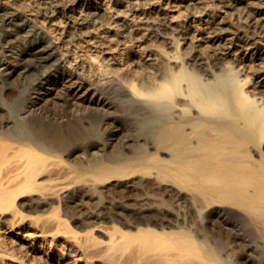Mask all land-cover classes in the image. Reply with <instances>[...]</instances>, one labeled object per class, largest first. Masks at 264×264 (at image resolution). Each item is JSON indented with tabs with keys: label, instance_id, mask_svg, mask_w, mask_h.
Wrapping results in <instances>:
<instances>
[{
	"label": "bare ground",
	"instance_id": "6f19581e",
	"mask_svg": "<svg viewBox=\"0 0 264 264\" xmlns=\"http://www.w3.org/2000/svg\"><path fill=\"white\" fill-rule=\"evenodd\" d=\"M205 2L236 16V27L206 26L196 45L187 41L199 34L190 29L170 32L169 41H146L134 30L131 46L138 42L156 62L122 70L102 59L90 74L62 62L45 28L21 9L0 4V214L48 212L50 203L37 204L34 193L73 185L52 215L54 230L73 246L78 226L81 247L97 243L98 225L116 263L129 249L127 264H264V83L251 79L264 75V66L252 65L264 62V21L255 18L264 6ZM63 8L52 9L49 21L64 23ZM240 33L258 35L260 47ZM220 35L231 38L212 46ZM29 44L49 52L30 65H7L8 51L17 57ZM12 77L11 100L2 88ZM50 95L59 110L38 104ZM110 141L117 145L106 152ZM92 196L89 216L79 218L76 201Z\"/></svg>",
	"mask_w": 264,
	"mask_h": 264
},
{
	"label": "rangeland",
	"instance_id": "374dc122",
	"mask_svg": "<svg viewBox=\"0 0 264 264\" xmlns=\"http://www.w3.org/2000/svg\"><path fill=\"white\" fill-rule=\"evenodd\" d=\"M217 1L215 0L214 3H216V5L218 4L217 6H219ZM221 1L223 2L224 6H227V4H231V6H233L236 3V0ZM253 1L256 4H260L262 2L260 7L264 6V0ZM46 2L47 1L43 0H0V4H5L4 6L9 5L8 7L17 8L19 10L21 9L20 11H23V13L28 16V18L38 23V27L42 28L43 30L45 28V32H48L47 35L51 36L52 44L55 47L56 53L63 57L62 58L60 56L63 59L62 62H70L71 64L69 63V66L71 67L73 65L78 69V71H81L82 67L84 69L86 68V74H90L89 72L87 73V70L91 69V67L95 68L94 66H97V63H100L102 59H104L105 62L107 61L111 67L122 70H124V67L127 69L128 65L132 68L138 69L137 67L139 63H143L144 65L155 63L156 60L154 61V58H152L153 56L144 58L143 55H141V52L138 49V42H135V44L131 46V42L129 40L131 39L129 37V33L131 31H139L137 34L138 37L146 41L151 36H162L165 39H168L167 41H169L170 37H172L171 33H176L177 31L184 32L185 30L190 29L189 31L193 35H197L199 33L197 38L191 40H189V37L187 38L188 42L191 41L196 45L197 43L206 40V35L204 34L202 28H205L209 25L211 27L214 26L217 28L219 25H222L223 28H226L227 26L235 28L236 25L234 23L238 21L236 16L230 17L226 10L219 9L218 7L214 8L215 4L212 5V8L210 5L211 3H207L205 0H56L55 2H51V4ZM54 5L57 6L55 7ZM37 6L39 8H37ZM187 6L188 8H185ZM54 8L64 9V17L62 18L64 23H57V20L49 21L50 16L52 15L51 10ZM212 11L217 13H215L217 15L215 18H212ZM45 12L46 15H44ZM180 12L182 14H180ZM242 15H244V11L242 12ZM255 16V18H259V22L264 21V15ZM221 19L222 23L220 22ZM247 20H249V24L257 22L254 20V18L249 19L248 17ZM217 22H219V25ZM196 23L201 24V27L198 26L200 29L196 26ZM262 34L260 35L262 36ZM75 35L76 37L74 38L73 36ZM251 35L246 36L245 34L240 33V38L246 42L253 41L255 42L256 46L257 44L259 45L260 43L258 40V35L253 34V37ZM201 36L205 39H201ZM229 38H231L230 35L224 37L223 35H220V38L215 43H213L212 46H217L218 43H222L224 41L227 42ZM255 39H257L258 42ZM133 40H136L135 37ZM212 42H214V40H212ZM127 46L130 50L127 52L128 54L125 55V48ZM257 47H260V45ZM23 49L20 51V54L17 57L13 55L11 56L8 51L5 55V59L8 62H6L7 65L13 66L15 68H18L21 65H30L32 63L39 62V56H43L49 52L47 48H44L43 50L38 49L35 44H29ZM251 53H253V50H251L248 54ZM121 54H124L126 57L124 55L121 56ZM254 55L255 53L253 56ZM76 57L78 58L76 59ZM91 57H96L98 59L97 61L99 62L92 60ZM251 57L252 56H250V58ZM203 61L204 60H202V62ZM67 62L65 63L67 64ZM246 62L251 64V60ZM252 65L253 67L259 69L260 67L264 66V62L261 63L259 60H255ZM0 67L3 68V66ZM247 71H249V68H247ZM91 77L89 78L91 79L90 81L96 80V76H94V74L91 75ZM11 79L12 80L8 81L9 84L2 88V94L8 95L9 97L11 96L10 98L12 100L17 95V92L14 94V92L17 91V87L16 81L14 82V77ZM251 79L252 81L254 80L258 83H264V75L258 76L257 74H253ZM9 97L8 99H10ZM43 99L44 98H42L38 103L40 106L46 103V107L48 108L58 110L60 109L59 104L53 103V101L56 99V96L54 98L53 95H50L47 100ZM114 143L117 145L115 141L109 142L106 152L110 151L111 148L115 146ZM97 153L99 154V152ZM54 175L56 174H53L52 176ZM43 177L45 178V176ZM49 184H52V182L50 181ZM112 184L113 186H116L118 183L113 181ZM131 184V179H128L127 183H125L129 196L133 195L132 190L134 187L130 189L133 185ZM86 185L87 184L82 185V189H87ZM76 186L78 185H75V187ZM107 186L109 187L110 185ZM59 188L60 187H54L52 191H50V189H45L46 191L41 189L39 190L40 192L36 191L37 193H34L35 199H38V201L34 202L37 203L40 200V202L37 204H42L41 201H43L44 204L50 203L49 205L51 206L48 207V212L40 213L39 211V213H37V211L35 212V215L37 216L33 215V217L31 215L24 218L19 217L18 214H13V211L0 214V264H127V257L130 253L129 249L127 252L126 250L123 252L117 263L109 260V253L106 250V241L108 238L107 235H105V230L102 231V228H99L98 225H95L96 227L94 226L95 228L93 231V236H95V240L97 239V243L93 244V246H90V244L87 245L86 247L89 246L88 249H85L86 247H81L84 240V236L82 234L83 231H81V229V232L78 230V227L82 228L81 226L76 228L78 231L76 233L78 237H76L78 239V244L76 246H73L70 242H65L67 238L66 236L70 235L60 234L61 232H56V230H54L55 221H52L54 219L52 215L54 216V214H57L56 205H58V209L60 210L63 200L68 199L67 189L70 190L73 188V185L63 189L64 192L61 190V188L59 190ZM98 188L100 189L102 186H99ZM58 195H61L60 198ZM104 195H106V192ZM93 196L91 198L84 197V201L82 200V202L76 201V205L78 204L77 209L79 208L78 210L83 212V214L80 212L79 218L82 216H89V212H91L90 209H93L89 207L90 205H94L96 201ZM61 198L64 199L62 200ZM92 198L94 201H92ZM59 200L61 204L58 202ZM69 201L71 202L72 200L70 199ZM53 207L56 208L55 212L54 209H52ZM49 209H52V214H50L51 210ZM59 210L58 214L61 213V210L60 212ZM69 220H71L70 222L72 223V218H69ZM108 223L109 222H106L105 224L104 222L103 225L107 226ZM98 228L100 230H98ZM79 243L81 244L79 245ZM125 253L126 256H124ZM124 258L126 261L123 260ZM121 261L122 263H120Z\"/></svg>",
	"mask_w": 264,
	"mask_h": 264
}]
</instances>
